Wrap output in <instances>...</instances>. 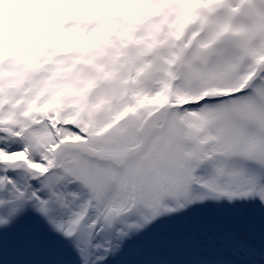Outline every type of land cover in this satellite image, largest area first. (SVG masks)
I'll return each instance as SVG.
<instances>
[{
    "label": "snow or ice",
    "instance_id": "obj_1",
    "mask_svg": "<svg viewBox=\"0 0 264 264\" xmlns=\"http://www.w3.org/2000/svg\"><path fill=\"white\" fill-rule=\"evenodd\" d=\"M0 260L264 264V0H0Z\"/></svg>",
    "mask_w": 264,
    "mask_h": 264
},
{
    "label": "clouds",
    "instance_id": "obj_2",
    "mask_svg": "<svg viewBox=\"0 0 264 264\" xmlns=\"http://www.w3.org/2000/svg\"><path fill=\"white\" fill-rule=\"evenodd\" d=\"M2 7H4V8H8L9 5H8V4H5V5H3ZM9 15H11V16H13V17L16 15V11H15V6H14V5H13V11H12Z\"/></svg>",
    "mask_w": 264,
    "mask_h": 264
},
{
    "label": "rangeland",
    "instance_id": "obj_3",
    "mask_svg": "<svg viewBox=\"0 0 264 264\" xmlns=\"http://www.w3.org/2000/svg\"><path fill=\"white\" fill-rule=\"evenodd\" d=\"M0 264H2V260H0Z\"/></svg>",
    "mask_w": 264,
    "mask_h": 264
}]
</instances>
